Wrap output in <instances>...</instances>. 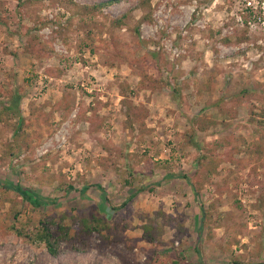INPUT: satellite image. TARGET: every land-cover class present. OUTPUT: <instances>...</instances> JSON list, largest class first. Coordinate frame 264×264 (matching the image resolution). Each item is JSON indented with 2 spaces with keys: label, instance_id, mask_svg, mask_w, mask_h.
<instances>
[{
  "label": "rangeland",
  "instance_id": "374dc122",
  "mask_svg": "<svg viewBox=\"0 0 264 264\" xmlns=\"http://www.w3.org/2000/svg\"><path fill=\"white\" fill-rule=\"evenodd\" d=\"M111 1L0 0V264H264L262 11Z\"/></svg>",
  "mask_w": 264,
  "mask_h": 264
},
{
  "label": "trees",
  "instance_id": "16d2710c",
  "mask_svg": "<svg viewBox=\"0 0 264 264\" xmlns=\"http://www.w3.org/2000/svg\"><path fill=\"white\" fill-rule=\"evenodd\" d=\"M119 1V0H116ZM115 2V0H112L109 3H105L102 4L103 6H107L109 4H113ZM1 95H3L1 93ZM8 109H12V108H8ZM1 186L6 189V190H10L12 192L17 193L25 202H28L33 208L35 209H40V208H47L51 205H56L58 203V200H52L46 197H43L37 193H35L32 190L29 189H24L21 185L19 184H4L1 183ZM100 187V186H98ZM72 190L73 188L70 187ZM89 188L85 187L82 192L85 193ZM204 216L207 215L203 214ZM52 225H53V220L51 219H47V220H43L41 222V227L42 230L39 231V233L36 235V239L39 240L42 243H45L47 249L49 250V252L53 255H58V249L56 246H58L60 244V240L59 238H57L53 233H52ZM88 229V233L91 234L93 233V231L96 229L94 228H87ZM66 235V234H65ZM56 241V244H55ZM234 264H239L238 262H235Z\"/></svg>",
  "mask_w": 264,
  "mask_h": 264
},
{
  "label": "built area",
  "instance_id": "2783aa9c",
  "mask_svg": "<svg viewBox=\"0 0 264 264\" xmlns=\"http://www.w3.org/2000/svg\"><path fill=\"white\" fill-rule=\"evenodd\" d=\"M247 9H253L255 11H262L263 16L262 17H258V20L260 23H262L264 25V21H262V19H264V0L258 1L257 3L252 2L251 0L247 1ZM250 24V23H249ZM252 25V24H250Z\"/></svg>",
  "mask_w": 264,
  "mask_h": 264
}]
</instances>
